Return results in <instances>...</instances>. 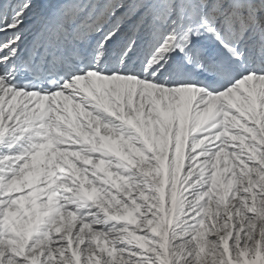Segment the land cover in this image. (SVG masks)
Listing matches in <instances>:
<instances>
[{"label":"snow or ice","instance_id":"6c2138e0","mask_svg":"<svg viewBox=\"0 0 264 264\" xmlns=\"http://www.w3.org/2000/svg\"><path fill=\"white\" fill-rule=\"evenodd\" d=\"M0 264H264V0H0Z\"/></svg>","mask_w":264,"mask_h":264}]
</instances>
